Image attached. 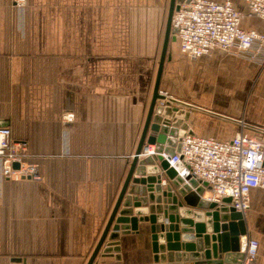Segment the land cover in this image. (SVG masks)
Listing matches in <instances>:
<instances>
[{
	"label": "crops",
	"instance_id": "crops-1",
	"mask_svg": "<svg viewBox=\"0 0 264 264\" xmlns=\"http://www.w3.org/2000/svg\"><path fill=\"white\" fill-rule=\"evenodd\" d=\"M230 1L243 28L264 33L244 0ZM169 5L0 0V122L25 141L41 176L7 179L0 159V264L87 263L142 133ZM159 89L181 111L179 130L228 140L238 120L264 128V71L227 51L190 58L171 32ZM244 220L259 243L255 264H264L263 189L251 190ZM114 241L118 251L101 250L93 264H189L155 259L150 222Z\"/></svg>",
	"mask_w": 264,
	"mask_h": 264
},
{
	"label": "built area",
	"instance_id": "built-area-1",
	"mask_svg": "<svg viewBox=\"0 0 264 264\" xmlns=\"http://www.w3.org/2000/svg\"><path fill=\"white\" fill-rule=\"evenodd\" d=\"M24 0H15L20 4ZM249 14L264 20V0H244ZM242 13L230 0H182L173 11L171 26L181 52L190 58L209 54L214 49L227 51L258 64L264 71V33L241 26ZM161 103L173 98L164 90H159ZM71 115L63 116L65 121ZM239 131L228 140L198 136L181 129L173 154L161 152L176 175L185 182L194 177L204 184L202 198L220 205L232 207L245 214L250 207L252 189L264 190V128L251 126L238 120ZM251 127L252 132H248ZM27 144L12 138L8 126H0V159L2 173L7 179L40 180L35 163L26 161ZM156 154L155 143H145L139 154L146 157ZM14 164H18L14 167ZM162 179V185H168ZM230 198L229 203L223 199ZM258 240L247 234L241 236L238 264H255Z\"/></svg>",
	"mask_w": 264,
	"mask_h": 264
},
{
	"label": "water",
	"instance_id": "water-1",
	"mask_svg": "<svg viewBox=\"0 0 264 264\" xmlns=\"http://www.w3.org/2000/svg\"><path fill=\"white\" fill-rule=\"evenodd\" d=\"M179 2L181 0H170L162 51L142 133L115 205L86 264H93L101 250L103 253L118 251L114 241L118 231L135 230L140 221L150 222L156 260L238 264L242 257L240 237L247 234L243 214L202 198L204 184L194 177L185 182L161 155V152L173 154V143L183 134L179 130L181 111L170 104L176 101L158 103L163 99L159 84L167 45L171 32L176 31L171 26V18ZM5 125L0 122V126ZM145 142L156 144L155 155L139 156ZM163 174L169 179L166 186L162 185ZM223 201L229 203L230 198ZM106 239L109 242L105 243Z\"/></svg>",
	"mask_w": 264,
	"mask_h": 264
}]
</instances>
